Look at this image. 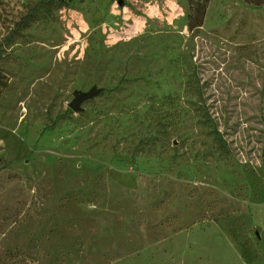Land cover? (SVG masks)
I'll return each instance as SVG.
<instances>
[{
    "label": "rangeland",
    "instance_id": "1",
    "mask_svg": "<svg viewBox=\"0 0 264 264\" xmlns=\"http://www.w3.org/2000/svg\"><path fill=\"white\" fill-rule=\"evenodd\" d=\"M188 11L0 0V264H264V6Z\"/></svg>",
    "mask_w": 264,
    "mask_h": 264
},
{
    "label": "trees",
    "instance_id": "2",
    "mask_svg": "<svg viewBox=\"0 0 264 264\" xmlns=\"http://www.w3.org/2000/svg\"><path fill=\"white\" fill-rule=\"evenodd\" d=\"M188 1V28L190 30L196 29L203 24L204 17L208 8L209 0H187ZM247 4L254 6H264V0H242ZM193 114L198 117V122L201 123L205 128H208L209 132L213 135V142L216 149L219 152L221 158H226L229 155V149L226 145L225 140L218 133L215 126L214 118L212 113L205 105H196L192 109ZM67 112H70L68 110ZM175 155V154H174ZM176 156V155H175Z\"/></svg>",
    "mask_w": 264,
    "mask_h": 264
},
{
    "label": "water",
    "instance_id": "3",
    "mask_svg": "<svg viewBox=\"0 0 264 264\" xmlns=\"http://www.w3.org/2000/svg\"><path fill=\"white\" fill-rule=\"evenodd\" d=\"M96 91L91 89L88 92H82V91H75L73 93V99L72 101L69 103V108L72 109L73 111H80L81 110V104L94 97L96 95Z\"/></svg>",
    "mask_w": 264,
    "mask_h": 264
}]
</instances>
